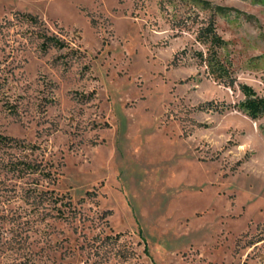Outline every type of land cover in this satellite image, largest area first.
I'll list each match as a JSON object with an SVG mask.
<instances>
[{
    "label": "rangeland",
    "instance_id": "obj_1",
    "mask_svg": "<svg viewBox=\"0 0 264 264\" xmlns=\"http://www.w3.org/2000/svg\"><path fill=\"white\" fill-rule=\"evenodd\" d=\"M203 1L233 88L191 0H0V264H264V116L201 109L264 97V0Z\"/></svg>",
    "mask_w": 264,
    "mask_h": 264
},
{
    "label": "trees",
    "instance_id": "obj_2",
    "mask_svg": "<svg viewBox=\"0 0 264 264\" xmlns=\"http://www.w3.org/2000/svg\"><path fill=\"white\" fill-rule=\"evenodd\" d=\"M181 2H186L188 0H180ZM195 7H202L203 9H208L212 13L207 26L199 32L198 41L204 45H208L209 48L206 53L195 52L197 59L201 64H204L207 73L217 82L222 83L229 87H235L236 80L233 74V68L230 61H226L220 56L219 51L225 48L227 42L218 34L216 29L215 17L217 15H227L231 11L229 8L221 6H213L209 2L203 0H191ZM193 11H185L181 15H174L175 23L180 25H186V23L191 19ZM31 24L37 25L38 23L43 24L37 16L31 14L23 15ZM39 38L42 40L41 49L46 52L50 48L63 49L66 44L57 36H50L47 33H41ZM241 94L244 96L243 101L237 105H230L226 103H215L209 102L204 106H201V109L214 110L217 112H224L229 109H240L243 113L252 120H257L264 116V97H260L255 90L246 85L238 84ZM261 132L264 136V126L261 127ZM0 142L3 144H10L15 147L21 146L22 143L19 140L14 138L6 137L0 135ZM25 168L36 171L39 169L38 165L35 164H26ZM24 168V169H25Z\"/></svg>",
    "mask_w": 264,
    "mask_h": 264
}]
</instances>
